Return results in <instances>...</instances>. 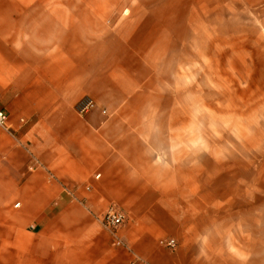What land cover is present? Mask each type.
<instances>
[{
	"label": "crops",
	"instance_id": "crops-1",
	"mask_svg": "<svg viewBox=\"0 0 264 264\" xmlns=\"http://www.w3.org/2000/svg\"><path fill=\"white\" fill-rule=\"evenodd\" d=\"M217 2L0 0V264H264V204L229 191L207 207L190 164L179 71Z\"/></svg>",
	"mask_w": 264,
	"mask_h": 264
},
{
	"label": "rangeland",
	"instance_id": "rangeland-1",
	"mask_svg": "<svg viewBox=\"0 0 264 264\" xmlns=\"http://www.w3.org/2000/svg\"><path fill=\"white\" fill-rule=\"evenodd\" d=\"M219 1L204 6L206 21L189 23L188 62L179 71L182 106L191 116L190 164L199 167L194 184L207 207L216 192L229 191L247 192L255 207L264 204V3Z\"/></svg>",
	"mask_w": 264,
	"mask_h": 264
},
{
	"label": "built area",
	"instance_id": "built-area-1",
	"mask_svg": "<svg viewBox=\"0 0 264 264\" xmlns=\"http://www.w3.org/2000/svg\"><path fill=\"white\" fill-rule=\"evenodd\" d=\"M95 103L89 98H85L78 102L76 105V112L80 116H85L89 114L95 108ZM0 128L5 129L10 132L8 127V116L4 111H0ZM98 175L96 178L98 179ZM18 206V205H17ZM127 221L126 214L115 206H111L102 218L103 229L108 233L110 238L113 240L114 245L117 247H122L123 242L119 237V230L125 225ZM161 245L168 248L171 251L177 249V243L173 239L161 241Z\"/></svg>",
	"mask_w": 264,
	"mask_h": 264
}]
</instances>
